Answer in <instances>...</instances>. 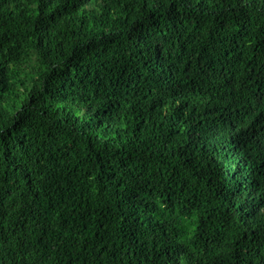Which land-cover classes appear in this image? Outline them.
Returning a JSON list of instances; mask_svg holds the SVG:
<instances>
[{"label": "trees", "instance_id": "1", "mask_svg": "<svg viewBox=\"0 0 264 264\" xmlns=\"http://www.w3.org/2000/svg\"><path fill=\"white\" fill-rule=\"evenodd\" d=\"M0 264H264V0H0Z\"/></svg>", "mask_w": 264, "mask_h": 264}]
</instances>
